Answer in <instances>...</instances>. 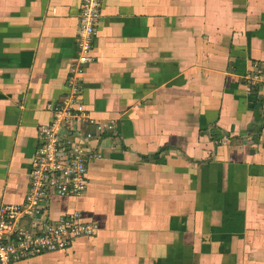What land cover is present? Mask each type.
<instances>
[{
	"label": "crops",
	"instance_id": "0c3cea01",
	"mask_svg": "<svg viewBox=\"0 0 264 264\" xmlns=\"http://www.w3.org/2000/svg\"><path fill=\"white\" fill-rule=\"evenodd\" d=\"M83 0H0V207L25 200L48 103L70 91ZM82 98L115 132L80 196L98 223L16 264H264V0H103ZM23 223L31 227V221Z\"/></svg>",
	"mask_w": 264,
	"mask_h": 264
},
{
	"label": "built area",
	"instance_id": "2783aa9c",
	"mask_svg": "<svg viewBox=\"0 0 264 264\" xmlns=\"http://www.w3.org/2000/svg\"><path fill=\"white\" fill-rule=\"evenodd\" d=\"M103 0H83L77 36L78 55L71 67V91L59 102L48 103L52 119L41 127L30 173L29 192L23 202L0 207V264L44 252L64 250L82 235L97 233L98 223L82 220L80 211L47 216L52 195L80 196L88 187V168L101 158L95 140L115 132V120H101L82 98L81 76L95 62V35L102 16ZM247 76L250 87H264V67L256 62ZM31 221V227L23 223Z\"/></svg>",
	"mask_w": 264,
	"mask_h": 264
}]
</instances>
